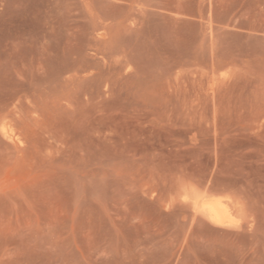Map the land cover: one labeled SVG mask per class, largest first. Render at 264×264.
I'll use <instances>...</instances> for the list:
<instances>
[{"label":"rangeland","instance_id":"1","mask_svg":"<svg viewBox=\"0 0 264 264\" xmlns=\"http://www.w3.org/2000/svg\"><path fill=\"white\" fill-rule=\"evenodd\" d=\"M0 264H264V0H0Z\"/></svg>","mask_w":264,"mask_h":264},{"label":"bare ground","instance_id":"2","mask_svg":"<svg viewBox=\"0 0 264 264\" xmlns=\"http://www.w3.org/2000/svg\"><path fill=\"white\" fill-rule=\"evenodd\" d=\"M213 200L212 201L210 200L206 203V208H208L210 210V212L212 214V220H214L215 222H220L225 217L227 212L228 213H230V212L227 210V207H225V205L223 204L224 202L222 203V201L220 199L219 200L213 199ZM208 214H209V216L211 215L210 213H208Z\"/></svg>","mask_w":264,"mask_h":264}]
</instances>
